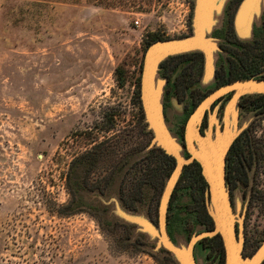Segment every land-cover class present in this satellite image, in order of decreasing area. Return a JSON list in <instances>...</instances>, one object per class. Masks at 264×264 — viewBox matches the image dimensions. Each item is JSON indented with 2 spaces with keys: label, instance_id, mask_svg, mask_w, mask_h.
<instances>
[{
  "label": "rangeland",
  "instance_id": "374dc122",
  "mask_svg": "<svg viewBox=\"0 0 264 264\" xmlns=\"http://www.w3.org/2000/svg\"><path fill=\"white\" fill-rule=\"evenodd\" d=\"M243 1L229 0L207 34L219 47L213 77L200 51L166 58L156 74L165 125L188 162L168 199L167 235L185 251L199 237L196 264L226 258L211 236L188 121L231 72L249 67V79H264V8L239 34ZM197 9L198 0H0V264H183L161 226L177 161L156 142L141 85L153 39L192 38ZM235 95L216 101L206 135L204 118L198 132L218 147L238 133L226 184L243 256L253 259L264 244V105L251 102L262 94L247 93L234 115Z\"/></svg>",
  "mask_w": 264,
  "mask_h": 264
},
{
  "label": "water",
  "instance_id": "95a60500",
  "mask_svg": "<svg viewBox=\"0 0 264 264\" xmlns=\"http://www.w3.org/2000/svg\"><path fill=\"white\" fill-rule=\"evenodd\" d=\"M227 2L229 0H198L194 36L183 41L155 42L150 46L145 56L141 89L147 120L155 132L158 145L165 150L167 155L174 157L177 161L175 174L167 186L163 201L161 214L162 241L175 253L183 264H196L192 256V249L193 245L200 238H195L192 242V247H189L187 251L174 247L168 239L165 215L166 206L168 205V199L172 193V189L183 167L188 162L180 154L179 146L175 144L165 125L162 106L160 105L162 81L157 84L156 74L159 64L166 58L177 54L200 51L204 53L206 58L207 76L209 78L214 76L215 66L213 63V55L219 50V47L217 46L216 40L208 38L207 34L210 33L211 29L217 23V13L223 11ZM262 5L264 8V0L243 1L236 17V29L239 34L244 30L250 32L253 16L254 14L261 13ZM231 93L236 94L232 104V109H234L232 113L236 115V102L242 95L247 93L264 95V79L255 77L236 81L219 88L205 98L188 121L186 142L188 150L193 157L191 161L196 160L200 163L208 184V204L216 227L211 236L219 235L221 237L225 250V264H262L264 261V244L253 259H246L243 256V238L238 236L237 233V215L233 208L230 192L226 184L225 156L238 133L231 134L218 147V144L212 141L210 134L205 138L198 132V126L202 122L206 112L211 109L216 101ZM223 137L224 135H220L219 140H222ZM195 141L197 142V146ZM213 149H215L217 155ZM215 155L216 159H214ZM126 218L132 219L127 216ZM138 223L142 224L143 221L139 220ZM148 228L155 234L151 226Z\"/></svg>",
  "mask_w": 264,
  "mask_h": 264
},
{
  "label": "flooded vegetation",
  "instance_id": "af4514ba",
  "mask_svg": "<svg viewBox=\"0 0 264 264\" xmlns=\"http://www.w3.org/2000/svg\"><path fill=\"white\" fill-rule=\"evenodd\" d=\"M238 1H241V0H238ZM243 72L241 73V72H239V74L236 72V70H235V72L233 71V72H231L230 74H231V78H228L229 79V81H227V83H225L226 85L227 84H229V83H231V82H234V81H238V80H245V79H249L250 77L248 76L250 73H251V68H249V67H243ZM251 75V74H250ZM223 76H224V70L223 69H219L218 70V77L220 78V79H223ZM214 106V105H213ZM212 106V107H213ZM211 107V108H212ZM194 111V110H193ZM196 111V110H195ZM194 111V112H195ZM209 111L210 110H208L207 112H206V114H205V116H204V121H203V127L201 126V133L203 134V135H206V133H205V130L206 129H208L209 128V126H210V123H209ZM222 129L225 131V126H222ZM217 130V128L215 127L214 128V131H216ZM195 144H196V146H197V142L195 141ZM239 146H238V144H237V142L235 141L233 144H232V146H231V148L229 149V152L227 153V155H226V158H225V165H226V179L228 180L229 178H230V175H229V170H228V168H229V166H230V155H233V156H235V154L237 153V151L239 150V148H238ZM192 166H194V168L195 169H197V170H201V165L198 163V162H194L193 164H192Z\"/></svg>",
  "mask_w": 264,
  "mask_h": 264
},
{
  "label": "trees",
  "instance_id": "16d2710c",
  "mask_svg": "<svg viewBox=\"0 0 264 264\" xmlns=\"http://www.w3.org/2000/svg\"><path fill=\"white\" fill-rule=\"evenodd\" d=\"M157 39H153L154 40L153 42H156ZM117 76L120 78L119 83L123 87L125 85V81L123 80L124 71L122 69H118L117 70ZM251 102H254L256 106L264 105V95H260V96H257L254 99H251ZM159 177H161V176H159Z\"/></svg>",
  "mask_w": 264,
  "mask_h": 264
}]
</instances>
